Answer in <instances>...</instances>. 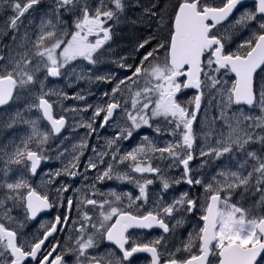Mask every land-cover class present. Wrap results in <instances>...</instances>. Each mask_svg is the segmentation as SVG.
<instances>
[{"label": "snow or ice", "instance_id": "1", "mask_svg": "<svg viewBox=\"0 0 264 264\" xmlns=\"http://www.w3.org/2000/svg\"><path fill=\"white\" fill-rule=\"evenodd\" d=\"M133 7L162 34L129 63L112 44ZM0 16V264H264V0H0ZM80 81L110 87L88 103L66 91Z\"/></svg>", "mask_w": 264, "mask_h": 264}, {"label": "rangeland", "instance_id": "2", "mask_svg": "<svg viewBox=\"0 0 264 264\" xmlns=\"http://www.w3.org/2000/svg\"><path fill=\"white\" fill-rule=\"evenodd\" d=\"M144 3H148L149 0H143ZM167 2V0H160V4L161 6H163L165 3ZM140 13V9H137L135 7L131 8L128 12H127V17L128 19H122L121 23L119 24V26L117 27V37L114 41V43L112 44V47L115 50V57H119V56H124V55H128L129 56V63H133V62H138L140 56L143 54L144 50H141L140 53H136L133 51L136 43L138 40H142L143 38H146L148 35L152 34V35H160L162 34L161 29L157 28V24L155 20L152 21H148V20H143V21H138L136 24H132L129 22V20H135L137 18V16ZM5 17L0 16V22H2V20ZM163 31L166 32V29H164ZM9 42L8 39H5V43ZM115 70V65L114 64H103L99 67L98 73H105V72H109ZM61 84H63V81L60 82ZM110 86L108 85H103V84H93V85H89L87 82L85 81H80L78 83V85H75L73 88L71 89H66V91H68L69 95H71L73 92L79 91L80 89H88L91 88V91L93 93H95V95L89 96L87 99L88 103H93L97 97H99L100 93L102 91H105L109 88ZM189 94V93H188ZM186 95L182 98L186 99L187 97L192 96L193 94L190 95ZM83 104L84 102H77L74 100H68L65 101V106H71V105H75V104ZM247 110V109H245ZM33 116L36 115V113L34 112L32 114ZM87 115H91V111H89V113H87ZM210 115H216L215 111L210 112ZM44 125L42 124V127ZM23 129H16V130H9L3 133V137L4 139H7L8 137L12 136L14 134V131H22ZM145 131H148L147 129L139 132V134H137L133 140L131 142H126L124 144L125 148H130L131 146L135 145V143L138 142L139 138L141 135L144 134ZM84 132V129H79L78 133L76 134V136L78 135H82ZM71 132L70 130H65L63 135L64 136H68L70 135ZM111 131L110 130H101L100 135L103 136H107V135H111ZM75 139V137H74ZM102 142V141H101ZM56 143H59V141L57 140ZM96 143V139L95 137H93L90 140V144ZM90 151L86 152L85 154V159L87 158L88 155H90ZM196 163H199L198 161ZM45 168L47 167H60L59 162L53 161L51 164L49 165H45ZM39 179L40 177L37 176L35 178H33V183L34 185L36 183H39ZM77 183H79V180L76 181ZM123 191H130V189L127 187V184L124 183L122 186ZM171 195V194H170ZM41 220H49V217L44 216L42 217V219H40L37 223H30L28 225V227L26 228V231L28 233H32L34 231H36V229L39 227L40 221Z\"/></svg>", "mask_w": 264, "mask_h": 264}, {"label": "flooded vegetation", "instance_id": "3", "mask_svg": "<svg viewBox=\"0 0 264 264\" xmlns=\"http://www.w3.org/2000/svg\"><path fill=\"white\" fill-rule=\"evenodd\" d=\"M187 94L190 95V94H193V92L192 91H188ZM177 174L178 173H176V172L170 173V175H177ZM118 184H119V182H117V181H108V182H106L104 185H102L100 187H102L103 190H106V189H108L110 187H117ZM126 184H127V187L130 189V192L133 193V195L138 194V190L135 188L134 185L128 184V183H126ZM122 186H123V184L120 185L117 190L118 191H123ZM154 187L156 189H159V183L154 185ZM186 187H187L186 185L178 186L179 190L185 189ZM170 194H172V193L170 192L169 195ZM125 203H127V201H125ZM54 215H55V211L53 210L50 215H47V217H49V220H50V219H52V217ZM40 219H42V217L39 218L38 220L34 221V222H31V223H37ZM189 230H191L190 226H185L184 228H181V229L178 230V234H179V236L181 238H184V237L187 236V233H188ZM159 234H160V230L159 229L135 230L134 233H133L134 236L139 237L144 242H147L148 240H151L153 237L158 236ZM60 239L63 242V239H64V235L63 234L60 235ZM105 246H108V245H105ZM148 261H149V256L146 253L136 254L135 257L133 258V264H148Z\"/></svg>", "mask_w": 264, "mask_h": 264}]
</instances>
